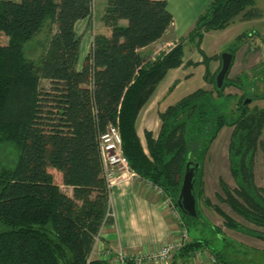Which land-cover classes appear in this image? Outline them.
I'll use <instances>...</instances> for the list:
<instances>
[{"label": "trees", "instance_id": "1", "mask_svg": "<svg viewBox=\"0 0 264 264\" xmlns=\"http://www.w3.org/2000/svg\"><path fill=\"white\" fill-rule=\"evenodd\" d=\"M92 0H0V264H110L88 261L95 236L111 224L109 187L102 176L98 137L118 127L122 152L137 177L162 191L174 208L186 164L198 165L193 183L196 216L181 219L188 227L201 219L199 204L212 208L229 230L264 242V233L235 221L204 198L202 170L211 144L231 128L227 149L235 187L219 181L220 202L246 223L264 229V188L256 186L254 168L264 129V109L245 103L263 99L247 95L245 75L229 79L235 53L246 36H237L227 51L230 69L220 89L215 78L221 55L201 50L206 33L223 31L234 19H258L256 0H212L193 28L168 52L146 60L139 52L158 41L173 23L166 0H106L100 18L110 35L93 36L89 54L76 70L79 38L76 22L90 19ZM55 26L44 54L27 59L24 45L47 26ZM193 44L198 63L184 62V46ZM219 62L210 72L209 63ZM204 65L203 80L213 91L197 89L158 113L159 131H144L145 149L136 120L160 81L171 69ZM48 83V92L40 82ZM173 84L168 91H171ZM228 87L242 91L224 94ZM215 93V96H214ZM52 169L64 194L54 182ZM218 233L217 229H214ZM209 243H186L170 264H187ZM220 260L219 251H210ZM126 264H132L127 262Z\"/></svg>", "mask_w": 264, "mask_h": 264}, {"label": "rangeland", "instance_id": "2", "mask_svg": "<svg viewBox=\"0 0 264 264\" xmlns=\"http://www.w3.org/2000/svg\"><path fill=\"white\" fill-rule=\"evenodd\" d=\"M258 4L263 8V10H261V18L244 21L248 22V24L242 27L235 24L227 27L223 31L206 33L201 42V50L205 55L211 57L214 55H221L222 53H228L227 49L233 40L241 34L246 35L240 42V46L235 53L233 65L229 71L228 78L234 79L236 76L245 75L243 89L249 96L264 94V0H258ZM101 5L102 3H92V15L89 19V28L85 31V34L81 35L83 38H91L93 35L102 33V24L99 17ZM234 20L233 22L236 23ZM237 20L241 21L239 17ZM54 32L55 26H47L36 37H34V39L27 42L24 45L25 57L30 60L38 61V59L44 54L49 38ZM107 32L110 34V30L103 33L107 34ZM182 38L184 37L179 38V40ZM6 44L7 37L0 33V46H5ZM155 51L152 50L151 52ZM161 53L162 52L157 51L152 57L155 58ZM143 54L146 53L144 52ZM147 55L150 56L149 53H147ZM200 59L201 56L197 52L195 46L186 43L184 46V61L192 60V62L194 61L197 63ZM218 65L219 62L217 60L211 61L209 63L210 72L213 73L216 71ZM203 74L204 65L200 63L195 66L178 67L169 70L151 95L148 102H151L150 107H147V110H144L141 115L150 116V119H152L151 123L154 122V124L160 126L158 113L163 112L169 105L176 103L182 97L200 88L213 91L212 85L204 82ZM173 84L176 85L171 91H168ZM40 87L44 93L48 92L49 86L46 81H41ZM224 94L234 95L232 101L233 105V103H236L242 95V91L235 87H228L224 90ZM246 99L249 100L248 106L250 108L258 107L264 109V98L256 99L252 102L251 99ZM231 131V128H223L209 148L201 177L203 196L204 198L209 199L212 205L219 207L235 221L253 230H258L264 233V229L254 227L239 218L226 204L220 202L218 198L223 197L219 186L220 180L227 184L231 189L235 187L229 173L227 156ZM155 134H157V130L155 131ZM261 141L264 143V129ZM141 142L145 148V140L143 136ZM48 171L52 173L54 182L60 187V190L66 195H71L69 189L62 186L60 174L52 169H48ZM254 176L256 186L264 188V155L262 151H259L256 157ZM202 203L203 202H200L199 204V211L201 214L199 225H189L188 227L185 225L188 229L187 242L205 240L209 243L210 251H219L221 254H224L223 256H227L228 262H233L234 264H264V243L227 229L223 225L222 218L216 214L212 208H206ZM167 209L168 211L171 210L169 207H167ZM214 229H217L218 233L215 232ZM91 259L96 260L95 255L92 256Z\"/></svg>", "mask_w": 264, "mask_h": 264}, {"label": "crops", "instance_id": "3", "mask_svg": "<svg viewBox=\"0 0 264 264\" xmlns=\"http://www.w3.org/2000/svg\"><path fill=\"white\" fill-rule=\"evenodd\" d=\"M92 1L97 4L102 3L99 16L101 18L106 0ZM166 1L168 11L173 17V23L158 41L139 51L146 59L153 60L152 55L157 51L162 53L168 52L170 48L179 42V38L185 37L193 28L196 18L212 0ZM256 5L260 11L263 10L258 4V0H256ZM234 21L236 23L233 22L231 25L236 24L242 27L248 24V22L242 20L238 21L237 18ZM89 22V19L80 20L74 26L76 36L79 38V54L76 64L77 71L81 70L84 59L89 54L92 45V36L91 38H83L81 36L89 28ZM108 30L102 24V33L100 34L109 36L110 34L108 32L107 34L103 33ZM152 50L157 51L151 52ZM144 52L146 54H143ZM200 61L201 59L197 63ZM146 105L140 111L136 120V132L140 142L142 136L144 137V131H150L153 135H156L155 131L157 130L158 133L160 127L158 124H154V122L151 123L152 119H150V116L141 115L144 110H147V107H150L151 102ZM68 189L71 193V189ZM109 205L112 222L101 229L99 246L102 248V251L110 250L115 252L122 250L130 254L143 253L156 249L161 244L173 241L178 237V226L171 219L170 212L163 198L157 193L155 187L141 180L137 175L123 177L113 182L109 190ZM94 255L96 258L97 252ZM223 255L221 254L220 260L217 258L214 259L215 262H212L211 258L213 256L210 250L204 249L191 257L187 264H234L233 262H228L227 256Z\"/></svg>", "mask_w": 264, "mask_h": 264}, {"label": "built area", "instance_id": "4", "mask_svg": "<svg viewBox=\"0 0 264 264\" xmlns=\"http://www.w3.org/2000/svg\"><path fill=\"white\" fill-rule=\"evenodd\" d=\"M98 152L101 162L102 176L111 187L114 181L127 176H135L131 171L128 162L122 152V142L117 125H109L103 134L98 137ZM157 193L163 198L166 207H169V215L178 226V237L173 241L161 244L156 249L148 250L143 253L130 254L122 250L112 252L103 250L100 245L101 231L95 236L88 261H92V256L97 252L96 260H105L110 264H170L177 252L187 243L188 229L180 217L172 202L166 197L161 190L156 188ZM112 217L110 208L105 214V220ZM215 262L214 258H211Z\"/></svg>", "mask_w": 264, "mask_h": 264}, {"label": "water", "instance_id": "5", "mask_svg": "<svg viewBox=\"0 0 264 264\" xmlns=\"http://www.w3.org/2000/svg\"><path fill=\"white\" fill-rule=\"evenodd\" d=\"M232 62V55L229 53L221 54V68L216 75L215 84L217 89H220L223 85V81L230 69ZM246 100L245 103H248ZM198 165L186 164L185 171L182 178V184L179 191L178 198L176 200V205L178 210H180L184 215L194 218L196 216L195 210V199L193 194V183L195 174L197 172Z\"/></svg>", "mask_w": 264, "mask_h": 264}]
</instances>
